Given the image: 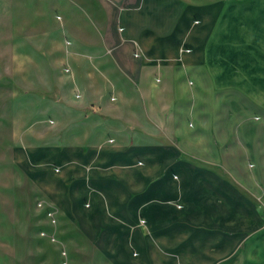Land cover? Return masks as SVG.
I'll use <instances>...</instances> for the list:
<instances>
[{
	"label": "crops",
	"instance_id": "0c3cea01",
	"mask_svg": "<svg viewBox=\"0 0 264 264\" xmlns=\"http://www.w3.org/2000/svg\"><path fill=\"white\" fill-rule=\"evenodd\" d=\"M14 4L0 149L32 211L90 260L264 264V0Z\"/></svg>",
	"mask_w": 264,
	"mask_h": 264
},
{
	"label": "rangeland",
	"instance_id": "374dc122",
	"mask_svg": "<svg viewBox=\"0 0 264 264\" xmlns=\"http://www.w3.org/2000/svg\"><path fill=\"white\" fill-rule=\"evenodd\" d=\"M13 4L7 17H12L13 25L23 24V0H13ZM60 14L62 21L63 12ZM6 161L0 149V264H108L99 258L90 260L88 246H68L78 233L54 209L32 211L36 200L29 186L13 182V172ZM16 172L23 177V171Z\"/></svg>",
	"mask_w": 264,
	"mask_h": 264
},
{
	"label": "bare ground",
	"instance_id": "6f19581e",
	"mask_svg": "<svg viewBox=\"0 0 264 264\" xmlns=\"http://www.w3.org/2000/svg\"><path fill=\"white\" fill-rule=\"evenodd\" d=\"M16 25V24H15ZM193 203V202H192ZM255 208V207H254ZM217 209H219V208H217Z\"/></svg>",
	"mask_w": 264,
	"mask_h": 264
}]
</instances>
